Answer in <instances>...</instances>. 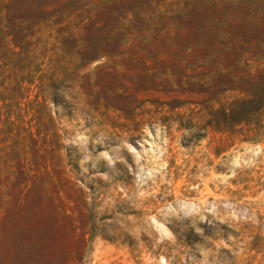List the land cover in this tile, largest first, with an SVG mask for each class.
I'll return each mask as SVG.
<instances>
[{"label": "rangeland", "instance_id": "obj_1", "mask_svg": "<svg viewBox=\"0 0 264 264\" xmlns=\"http://www.w3.org/2000/svg\"><path fill=\"white\" fill-rule=\"evenodd\" d=\"M264 0H0V264H264Z\"/></svg>", "mask_w": 264, "mask_h": 264}, {"label": "trees", "instance_id": "obj_2", "mask_svg": "<svg viewBox=\"0 0 264 264\" xmlns=\"http://www.w3.org/2000/svg\"><path fill=\"white\" fill-rule=\"evenodd\" d=\"M262 92H264V88H262Z\"/></svg>", "mask_w": 264, "mask_h": 264}]
</instances>
